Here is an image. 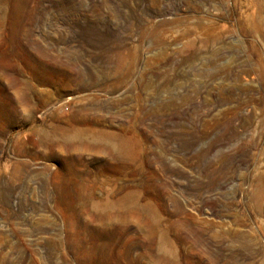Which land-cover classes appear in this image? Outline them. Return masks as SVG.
Here are the masks:
<instances>
[{
    "label": "rangeland",
    "instance_id": "obj_1",
    "mask_svg": "<svg viewBox=\"0 0 264 264\" xmlns=\"http://www.w3.org/2000/svg\"><path fill=\"white\" fill-rule=\"evenodd\" d=\"M165 250L264 264V0H0V264Z\"/></svg>",
    "mask_w": 264,
    "mask_h": 264
},
{
    "label": "bare ground",
    "instance_id": "obj_2",
    "mask_svg": "<svg viewBox=\"0 0 264 264\" xmlns=\"http://www.w3.org/2000/svg\"><path fill=\"white\" fill-rule=\"evenodd\" d=\"M49 137H50L49 135H45L46 139L49 138ZM98 138L109 141L112 144V146L114 147L115 154L120 159H126L132 154V151H133V148H134L133 147V141H131L128 138L122 137L120 135H114V134H112V135L100 134V135H98ZM121 218H122L121 219L122 222L119 223V224L114 222L112 219H110L107 222V226H106V229H105L106 230L105 234L107 236H109V238H110V242L109 243L115 242L114 237H111V234L116 229H123V228L125 229V228L130 227L131 225H134V224H141V223H139V220L136 221V219H134L133 216H129L128 214H125ZM102 222H105V220L103 219ZM141 229L143 230L142 227H141ZM166 252L167 253L163 252L161 255H156V256L151 254V253H149V252H147L145 254V256L151 258V260L153 262H155V264H172L174 258H173L172 254L170 252H168V251H166ZM143 257L144 256L139 257L138 260H140ZM126 259L127 260L130 259V256L128 254L126 255ZM116 264H119V263L117 262Z\"/></svg>",
    "mask_w": 264,
    "mask_h": 264
}]
</instances>
